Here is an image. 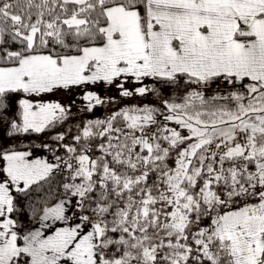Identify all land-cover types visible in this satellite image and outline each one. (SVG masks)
Here are the masks:
<instances>
[{
  "label": "snow or ice",
  "instance_id": "obj_1",
  "mask_svg": "<svg viewBox=\"0 0 264 264\" xmlns=\"http://www.w3.org/2000/svg\"><path fill=\"white\" fill-rule=\"evenodd\" d=\"M0 264H264V0H0Z\"/></svg>",
  "mask_w": 264,
  "mask_h": 264
}]
</instances>
